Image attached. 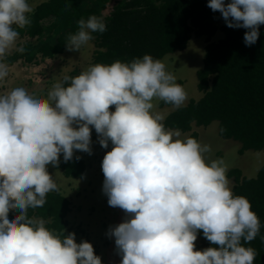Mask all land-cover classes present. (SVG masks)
Instances as JSON below:
<instances>
[{
	"label": "clouds",
	"instance_id": "1",
	"mask_svg": "<svg viewBox=\"0 0 264 264\" xmlns=\"http://www.w3.org/2000/svg\"><path fill=\"white\" fill-rule=\"evenodd\" d=\"M207 7L227 27L248 30L245 46L256 43L264 0H208ZM33 10L28 0H0V81L9 73L3 60L18 39L16 29L30 24ZM103 19H80L67 50L78 51L91 33L105 32ZM162 61L145 54L89 65L53 83L46 97L22 86L0 94V264H101V252L94 255L85 239L77 244L74 233L56 234L27 215L57 190L47 165L56 167L61 154L71 160L73 150L91 155L89 126L102 149L112 145L101 162L102 192L105 208L123 210L125 220L118 224L116 213L104 236L114 238L120 264H253L256 252L244 245L257 237L260 221L245 197L233 195L230 165L215 159L213 150L226 154V148L200 138L202 131L219 134L217 127L201 126L198 142L163 124L173 108L164 110L162 102L179 107L189 95L184 107L205 96L195 90L197 77L186 94ZM201 68L202 62L194 74ZM154 98L161 114L153 112ZM10 208L18 210L11 219ZM197 231L216 247L194 251Z\"/></svg>",
	"mask_w": 264,
	"mask_h": 264
},
{
	"label": "trees",
	"instance_id": "2",
	"mask_svg": "<svg viewBox=\"0 0 264 264\" xmlns=\"http://www.w3.org/2000/svg\"><path fill=\"white\" fill-rule=\"evenodd\" d=\"M111 1L48 0L39 4L29 14L30 24L16 29L19 43L6 54L3 62L8 66H30L55 59L67 50L68 37L79 30L80 19L99 16L108 10L109 14L103 19L106 31L91 33L98 45L93 53L94 64H111L115 60L130 62L145 54L161 61L170 56L172 62V55L184 52L191 40L203 39L202 68L196 73L195 90L205 96L191 100L184 107L162 102V107L173 108L165 116V129L180 130L184 138L199 142V128L214 124L221 137L240 144L239 154L264 150V25L258 26L256 43L245 46L243 36L248 30L227 27L220 13L207 7L208 0H119L107 9ZM228 2L225 0V4ZM74 74L72 76L79 73L74 71ZM176 79L186 94L193 91L188 88H194V82L189 85L188 79ZM219 154L215 153L216 160L220 159ZM91 165L84 157L73 153V158L67 162L63 157L59 159L57 172L83 183L92 170ZM227 177L234 182L233 195L245 197L260 221L259 234L244 246L255 250L253 264H264V239H261L264 237V166L255 178L243 177L236 168ZM106 199L96 190L85 198L76 190L73 193L56 190L46 195L42 207L28 209L27 215L35 220L43 219L45 227L56 234L63 231L67 236L77 232L78 238L92 244L94 255L99 256V251L104 254L105 264H115V260L120 264L118 250L109 258L104 236L108 225L116 219V213L105 208ZM16 214L17 209H9L10 219ZM194 245V251L216 247L204 239L200 231Z\"/></svg>",
	"mask_w": 264,
	"mask_h": 264
},
{
	"label": "rangeland",
	"instance_id": "3",
	"mask_svg": "<svg viewBox=\"0 0 264 264\" xmlns=\"http://www.w3.org/2000/svg\"><path fill=\"white\" fill-rule=\"evenodd\" d=\"M46 1L48 0H28L32 10L35 9L39 4ZM118 1L119 0H112L111 3H109V8L114 6ZM90 6L91 5L86 7L84 6V9H88ZM107 12H109V10L104 11L102 15L100 14L97 17L103 19ZM218 36H220V34H218ZM95 41L96 39L92 38L87 44L81 46L84 49L80 47L78 51L66 50L65 53L61 56H58L55 59H45L44 62L39 65L28 66L15 64L9 66L8 76L5 78L4 81H0V94L6 93L12 88L22 86L36 95L46 97L48 91L51 89L52 84L60 81L64 75H68L71 77L72 75H75L74 71L80 73L86 70L89 65H94L93 53L94 51L98 50V45H96ZM16 43H19V41L16 40L15 44ZM15 44L12 48L15 47ZM204 46L205 42L203 39L195 38L191 40L189 42L187 51L184 52V54L172 55V62H170V56L162 61L166 66V71L172 73L175 76V80H177L176 78L178 77L181 79H188L186 83L189 85H192V82L196 83V74H194V72L202 62L201 49ZM9 53L10 52H8V54ZM188 89L189 91H191L192 88ZM186 96L187 98L183 104L188 101L189 95ZM159 101L160 100L158 99H153V112L161 114L163 109L169 111V109L165 108V106L163 107V109L160 108ZM183 104L181 106H183ZM113 110L114 107L110 106L109 111ZM89 127L91 137H93L91 139L90 144L91 155H87V153L83 155V152L73 150V153L84 157L87 162H90L92 164V170L89 172V175L85 178V181L83 183H80L79 180H73L70 178L62 177V175L57 172L58 163L56 167H53L51 164H49L46 166V168L49 175L53 177L55 183L58 185L57 191H61L63 193L71 191L73 193V191L76 190L85 198L90 195V192L92 190H96V192L101 196V198L102 195L103 198H107L102 192V184L104 177L101 171V162L105 153L111 150L112 145L109 143L108 148L102 149L97 142V134L95 133L94 129L91 128V126ZM200 138L204 141H211V145H213V147L217 148L218 150L222 149L221 151H224L223 147L226 148V154L222 152H220L219 154V156H222V160H224V163L227 162L230 165L226 166V170H231L235 168L239 169L242 172L243 177L251 179L255 178L258 171L264 166V150L260 152L247 151L243 154H239L238 151L241 148L239 143L234 142L232 140L223 139L221 136H219V134H215L214 136V133L202 131L200 133ZM213 153H216L215 149L213 150ZM61 157L62 154L58 157V161L59 159H61ZM228 181L229 187L232 191L234 182L230 178L228 179ZM106 204L104 205L105 207L107 206ZM113 209L115 210L114 213H117L121 210L117 208ZM124 220V216L118 214V224H120ZM73 233L75 236V240L77 242H80L81 239L78 238L80 236L77 234V232L74 231ZM105 240L109 245L112 246L109 249V257L111 258V254H113L114 251L117 250L115 247L114 238L109 235H106ZM99 257L101 259V264H105V256L102 252ZM115 264H119V262L115 260Z\"/></svg>",
	"mask_w": 264,
	"mask_h": 264
},
{
	"label": "bare ground",
	"instance_id": "4",
	"mask_svg": "<svg viewBox=\"0 0 264 264\" xmlns=\"http://www.w3.org/2000/svg\"><path fill=\"white\" fill-rule=\"evenodd\" d=\"M178 52V51H177Z\"/></svg>",
	"mask_w": 264,
	"mask_h": 264
}]
</instances>
